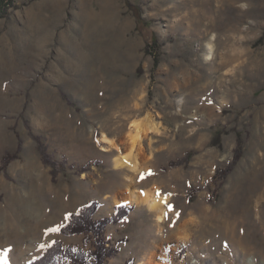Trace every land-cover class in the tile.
<instances>
[{
  "label": "rangeland",
  "instance_id": "374dc122",
  "mask_svg": "<svg viewBox=\"0 0 264 264\" xmlns=\"http://www.w3.org/2000/svg\"><path fill=\"white\" fill-rule=\"evenodd\" d=\"M148 114L160 132L128 186L101 137L125 151ZM40 143L64 167L55 181ZM15 153L0 172V264L57 240L91 250L61 234L91 201L98 220L133 208L107 229L119 253L106 264H264V0L20 1L0 19V158ZM153 187L161 224L113 206Z\"/></svg>",
  "mask_w": 264,
  "mask_h": 264
},
{
  "label": "trees",
  "instance_id": "16d2710c",
  "mask_svg": "<svg viewBox=\"0 0 264 264\" xmlns=\"http://www.w3.org/2000/svg\"><path fill=\"white\" fill-rule=\"evenodd\" d=\"M20 1L33 2L35 0H0V19L7 18L10 10L17 7ZM154 44L158 46L157 38H154ZM156 63H159V56L155 57ZM40 148L45 163L50 165L53 170V180L58 173L64 170V167L58 166V163L52 159L47 153V147L40 143ZM22 150V145L19 146V153ZM236 160L242 156V150H237ZM18 158V154H7L4 158H0V172ZM235 160V161H236ZM176 163H172L174 166ZM83 168L82 172H85ZM233 169V166L227 167L225 170H218L214 180L222 176L228 175ZM197 191V190H195ZM99 209L97 201H91L88 206L78 213L72 214L68 222L61 229V234L64 236H84V247L92 249L86 251L85 248L76 249L72 246L66 247L60 240L55 241L50 247L46 248L40 256L34 259L30 264H106L110 259L115 257L119 250L112 246L107 237V229L110 224H117L123 221L132 212V207L119 206L112 217L96 219ZM65 260V262H63ZM129 264V263H128Z\"/></svg>",
  "mask_w": 264,
  "mask_h": 264
},
{
  "label": "bare ground",
  "instance_id": "6f19581e",
  "mask_svg": "<svg viewBox=\"0 0 264 264\" xmlns=\"http://www.w3.org/2000/svg\"><path fill=\"white\" fill-rule=\"evenodd\" d=\"M159 132L160 125L155 121L151 114H148L144 118L135 119L131 122L127 133V148L125 151L116 144L117 142H114L105 134H103L101 137V142L107 144L110 148H115L118 150V155L114 160V167L117 170H125L129 173L128 176L125 177L126 184L128 186H130V184H132L134 181L133 176H138L139 174L143 173L145 171L146 164L148 161H150L144 152L145 139L150 134H158ZM167 202V198L157 195V188L153 187L143 191L128 189L124 194V197L120 198L116 196L113 199V206H118L121 204L135 206L143 205L149 212L156 216L158 223L161 224L166 218ZM180 233L182 234L181 231ZM182 238L187 239L185 236ZM26 245L22 247V250H20L22 254L21 259H24L25 261L27 260L28 256H31L29 254L33 253L36 249L32 247V244L30 246ZM146 263L154 264L152 258H149L148 262Z\"/></svg>",
  "mask_w": 264,
  "mask_h": 264
},
{
  "label": "snow or ice",
  "instance_id": "6c2138e0",
  "mask_svg": "<svg viewBox=\"0 0 264 264\" xmlns=\"http://www.w3.org/2000/svg\"><path fill=\"white\" fill-rule=\"evenodd\" d=\"M168 208H169L170 211L173 210V206L172 205H168ZM5 264H7V260L6 259H5Z\"/></svg>",
  "mask_w": 264,
  "mask_h": 264
}]
</instances>
